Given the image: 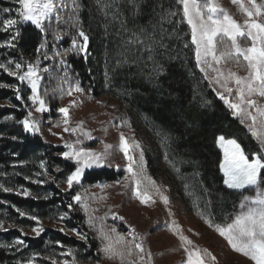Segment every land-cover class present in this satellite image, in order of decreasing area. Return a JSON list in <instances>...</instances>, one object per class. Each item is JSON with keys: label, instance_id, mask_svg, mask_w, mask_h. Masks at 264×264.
Returning a JSON list of instances; mask_svg holds the SVG:
<instances>
[{"label": "trees", "instance_id": "trees-1", "mask_svg": "<svg viewBox=\"0 0 264 264\" xmlns=\"http://www.w3.org/2000/svg\"><path fill=\"white\" fill-rule=\"evenodd\" d=\"M207 1L201 0L202 3ZM78 2L81 4L78 12L73 13L70 8L61 12L63 21L58 23L54 17L51 21H45L44 33L29 23L18 25L21 37L15 41L16 48H13L17 59L22 63L25 60L37 62L39 59L40 68L49 69L47 73H41L42 88L39 91L40 96L50 106L46 116L49 118L57 116L55 110L64 95L61 89L65 90L68 84L75 80L86 93H90L91 97L106 95L114 101L108 114L113 115L118 127L126 136L128 133L138 136L141 121L145 118L150 119L170 137L167 150L174 158L176 166L198 177L203 198L208 201L212 214L222 220L219 211L223 207L236 208L241 200V192L229 189L223 183L224 177L219 168L222 154L216 145V138L223 135L225 138L235 139L247 152L248 137H244L245 127L200 78L194 60L190 29L184 20L182 5L177 0H139L140 7L134 8L120 0L118 19H113L111 12L105 17L96 6L95 0ZM112 12H116L115 7ZM69 16H77L79 27L90 37L87 58L75 52L63 55L64 50L71 46L73 37L77 35L76 28L72 27L73 22L68 20ZM121 23L126 25L129 32L121 29ZM141 27L145 29L146 34L153 37V41H146L153 47L152 60L148 59L147 51L142 50L140 45L133 46L131 53L125 52L122 47L130 32L139 31ZM55 33L61 35L60 40L54 39ZM42 42H46V47L38 53L36 49ZM161 42L164 47L159 46ZM56 52L63 55L65 67H61L60 57L55 56ZM44 53H47L50 59H44ZM126 57L128 62L117 66V61ZM158 65H162V73L158 72ZM0 78L7 84L15 83L21 87L17 79L6 75ZM10 94V90L0 89V100L8 98ZM16 102L25 107L24 97L21 100L16 99ZM6 114H8L6 108L0 109V121ZM103 114L100 112L97 119ZM23 115L22 113V119L26 117ZM12 136L15 134L4 135L0 127V142L13 146L17 160L26 161L27 156L35 151L46 152L50 170L54 164L60 166L66 174L75 169L73 161L52 154L63 151L61 147L45 142L39 134L26 133L14 141ZM133 155L138 158L136 153ZM144 161L146 174L155 183L170 182L169 192L174 199L173 176L169 175L170 180L166 182L158 173L156 162L148 151L144 154ZM124 177L123 171L111 168L87 170L82 176L81 184L74 185L65 193L57 191L60 196L54 202L69 205L73 203L72 197L83 191L85 186L115 182ZM150 187L148 186L146 190ZM5 196L16 198L11 194ZM18 204L28 207L36 205L39 208L44 202L20 198ZM67 212L72 228L87 231L83 213L77 204L73 205V210ZM166 216L162 213L155 218L159 224H163ZM86 237L88 252L96 261L100 264L114 261L104 257L95 236L88 234ZM55 240L64 245L81 244L61 233L55 235ZM29 241L31 246L36 248L43 244L42 238Z\"/></svg>", "mask_w": 264, "mask_h": 264}, {"label": "rangeland", "instance_id": "rangeland-1", "mask_svg": "<svg viewBox=\"0 0 264 264\" xmlns=\"http://www.w3.org/2000/svg\"><path fill=\"white\" fill-rule=\"evenodd\" d=\"M213 2L225 9L238 23L243 24L246 17L231 0H213ZM259 2L260 0H257V3ZM198 3L203 5L208 3V1L202 3L201 0H198ZM5 7L12 9V11L10 13H2V9ZM16 8H18V4L15 0H0V20L8 17L18 18L16 16ZM26 23L30 24V22ZM188 27L190 29V39L192 42V30L189 25ZM11 34V32L5 33L0 31V43L9 39ZM250 44L251 41H242V46H250ZM193 46L194 60L200 78L203 79L207 86L216 94L217 92H223V89L220 88L219 85L215 83L210 84L209 80L204 78L205 73L201 72L200 68L197 67L196 46L194 44ZM223 50L224 48L221 46L220 51ZM9 59L19 61L15 56L13 48H0V63H6ZM241 62L243 63L242 57ZM27 63L35 64L36 62L25 60L23 63L25 68L22 69V71L27 70ZM61 67H65V64L61 65ZM220 67L225 72L231 69L236 71L240 76L247 75L246 68L237 67L234 61L222 63ZM4 75L11 77L3 70H0V77ZM210 75L215 74L210 73ZM11 78L16 79L15 77ZM41 81L42 77L39 91L42 88ZM18 82L21 83L19 89L21 88V96L25 99V107L17 104L15 89L0 88L10 90L11 92L8 98L0 100V109L6 108L8 111V114L0 121V127L4 135L13 133L15 136H12V139L13 137L17 139L26 133L34 134L25 132L23 125L19 123V121L25 119L28 113L31 112V119L38 122L39 132H36V134H39L45 142L63 149V151L52 153L54 156L62 157L60 153L68 150L64 147L65 143H75L77 139H80L82 143L76 145V147H83L95 152H103L105 144L112 145V148L109 149L106 166L88 168L85 169V171L102 168L121 170L125 174L124 179L110 183L103 182L85 186L84 190L80 192V194H84L85 190H87L89 207L90 209H96L91 215L95 217H105V214H107L106 218L102 221L105 230L110 232V229L114 227L117 232L124 235L126 239L131 238L128 233L130 228H134L136 232L143 237L145 252L151 253V264H185L187 257L181 247V242L178 236L173 235V233L169 231V225L174 222L175 225L179 226L180 233L192 241V244L188 246L190 250L195 248L201 250L206 249L215 257L214 261L209 259L208 264H254L251 259L244 256L242 253L234 251L228 242L221 237L213 227H209L208 224L205 223V219H209L214 225H225L226 223H230L235 215L241 211V200L236 208L233 206L230 209L223 207L222 210L219 211V215L223 217L222 220L212 214L208 201H205L201 194L202 186H200L198 182V177L194 173H186L184 169H179V167L176 166L174 158L167 150L170 144V137L150 119L145 118L141 121L140 133L138 136L135 137L132 133H128L126 136L118 127L113 115L108 114L114 101L106 95L96 98L91 97L90 93H86L84 90L79 93L72 92L70 96L64 94L63 98L59 100L58 107L55 110L57 116L49 118L46 116L50 111L49 104L46 102L48 111L43 113L36 112L35 108L38 105H33L32 102L27 99L31 94L28 83L19 80ZM0 83L7 84L3 82L1 78ZM76 83L77 81L75 82V80H72L65 88L64 93L67 92L70 85H75ZM9 85L16 84L10 83ZM230 86L235 88L234 84ZM225 95L228 94L225 93ZM229 99H233L234 101V97L230 96ZM260 103H264V99L260 100ZM62 107H67L69 109L68 125L63 123V114L57 111ZM230 111L232 113L231 109ZM100 112L104 114L100 119H97ZM22 113L24 114L23 116H26L23 119L21 118ZM8 117H12V119H7ZM234 117H236L239 122L241 121L240 116ZM81 121L83 122L82 128L84 131L90 132L93 139L88 140L84 138L79 131H77L75 135L71 132L64 131L65 127L75 128ZM249 123H251V121H246L244 124H241L246 129H244V137H248L246 140L247 152L245 153L251 157L253 152H259L260 145L248 131L247 125ZM121 133L124 134L129 143H131L132 140L139 142L144 154L148 151L152 155L156 162L155 165L158 173L166 182L170 180L169 175L173 176L175 200L170 196V182L165 184L162 181H157L155 184L159 187L160 192L168 198L167 205L161 201L160 196L155 193L152 187L147 190L148 194L152 197L151 201L148 203L141 204L138 199L133 197L132 189L134 184L129 173L125 171L127 161L124 159V154L119 150ZM16 139H13V141ZM219 150L222 154V162L223 150L221 148H219ZM14 151L16 150H13V146H8L5 142H0V184L12 189L11 192H5L3 189H0V221H3L4 226L8 228L7 232L0 231V245H14L12 247H0V264H27L29 260L32 261V264H52L53 260H55L57 264H62L63 261H68L69 264H71L73 256H75L76 264H100V262L96 261L89 254L87 240L80 239L75 233L70 231V229L73 228L68 220L69 216L63 221L60 220L61 214L70 209L68 205L54 202V200L60 196L57 191L65 193L70 190L65 183L68 174H66L60 166L55 164L53 169L50 170L48 165L49 159L46 152L35 151L27 156L28 159L26 161H22L17 160V156H15L17 153H14ZM133 153H136L137 156L139 155L138 152H132L130 149V154L133 155ZM41 165H43V167ZM126 177H128V179H126ZM125 184L128 185L127 188L124 187ZM24 189H27L31 195L27 197L24 196L22 194ZM240 192L243 195L255 194L253 189L240 190ZM6 194L14 195L13 197L16 198L6 197ZM20 198L41 201L44 202V204L40 205L39 208H37L36 205L34 207H28L18 204ZM17 209L25 212L26 215L21 217ZM109 209L111 211H109ZM71 210H73V208ZM80 211L83 213L84 221H86L87 217L85 213L81 209ZM113 213H115L117 217H123L124 219H114ZM162 213L167 216L165 217V223L159 224L156 218L162 215ZM201 215H203L205 219H202ZM30 216L38 217L40 226L45 229L40 236H36L35 233L32 232V228L36 227L37 224L35 221L29 219ZM118 223H120L119 226ZM9 225L13 227L9 228ZM100 225L101 221H97V227ZM85 226L87 231L75 228L76 232L83 233L86 236H88V234L92 237L95 236L100 244V249L101 240L98 238V232L90 228L87 223H85ZM61 228L64 229L63 232L60 231ZM57 233L66 235L75 241H79L81 244L64 245L55 240V235ZM35 238L43 239V244L39 248L31 246L29 239ZM17 239L23 240V245H15ZM69 249L72 250L73 255H63V253H67ZM106 264H119V261H106ZM145 264H147V257H145Z\"/></svg>", "mask_w": 264, "mask_h": 264}, {"label": "snow or ice", "instance_id": "snow-or-ice-1", "mask_svg": "<svg viewBox=\"0 0 264 264\" xmlns=\"http://www.w3.org/2000/svg\"><path fill=\"white\" fill-rule=\"evenodd\" d=\"M15 2L18 4V8L15 10L18 18L8 17L0 20V25H2L0 26V31L12 33L9 39L0 43V48H16L15 41L21 37L18 25L30 22L41 33H44L46 31L45 21H51L54 17L59 23L64 19L61 16V12L64 9L70 8L73 13H76L81 8L78 0H70V3L69 0H15ZM124 2L134 8L140 7L139 0H124ZM177 2L183 5L184 20L192 30V43L196 46L197 67L200 68L201 72L205 73L204 78L209 80L210 84L215 83L223 89V92H217V95L232 110L233 116H240L242 124L246 121H251L247 125L248 131L260 145L259 152H253L250 159L235 139H226L223 135L216 138L217 146L223 150V160L219 168L224 176V185L237 191L253 189L255 194L243 195L241 193V211L235 215L230 223L214 225L209 219H205L203 215H201V218L205 219V223L209 227H213L234 251L242 253L251 259L254 264H264V103H260V100L264 99V0H260L259 3H257V0H231L246 17L243 24L238 23L225 9L215 4L213 0H208V3L203 5L198 3V0H177ZM95 4L104 13L105 17L111 12L113 19H118L120 0H95ZM114 7L116 12H112ZM11 11L12 9L7 7L2 9V13H10ZM172 15H175V13H172ZM68 20L73 22L72 27L76 28L77 35L73 37L71 46L64 50L63 55L75 52L83 54L87 58L90 37L79 27L77 16H69ZM121 29L126 33L129 32L124 23H121ZM54 39L60 40L61 35L55 33ZM146 41H153V37L151 34H146L145 29L141 27L139 31L133 30L130 32L128 38L123 41L122 47L125 52L131 53L133 46L140 45L142 50L147 51L148 59L152 60L153 47ZM242 41H251V44L250 46H242ZM159 46L164 47L162 42ZM221 46L224 48L223 51H220ZM45 47L46 42H42L36 51L39 53ZM63 55L60 52L55 53V56L60 57L59 62L61 65L66 63ZM241 57L243 63L241 62ZM44 59H50L47 53H44ZM228 61H234L237 67L246 68L247 75L240 76L231 69L226 72L222 70L220 65ZM127 62V57L123 60H118L117 66ZM24 68L25 65L22 62L12 59H9L6 63H0V70L21 82L26 81L28 83L31 94L27 99L33 105H38L35 111L40 113L48 111L46 101L40 96L39 87L41 73H47L49 69H41L39 59H37L35 64L27 63V70L22 71ZM157 69L158 72L162 73V65H158ZM210 73L215 75H210ZM232 84L235 85V88L230 86ZM0 88L15 89L16 99H22L17 85L0 83ZM61 92L64 93V90L61 89ZM72 92H83L78 82L75 85H70L64 94L70 96ZM225 93L228 95H225ZM230 96L234 97V101L229 99ZM57 111L63 114V123L68 125L69 109L62 107ZM31 117L32 113L29 112L28 116L19 121V123L23 125L25 132H39L38 122L31 119ZM7 119H12V117ZM82 123V121L79 122L75 128L65 127L64 131L71 132L73 135L79 131L84 138L93 139L90 132L84 131ZM13 139H16V137H13ZM81 143L80 139H77L75 143H65L64 147L68 150L60 153L64 159L71 160L76 165L75 169L67 175L65 180L68 189H72L74 185L81 184L85 169L106 166L109 149L112 148V145L105 144L103 152H95L83 147H76V145ZM130 149L132 152H138V158L130 154ZM119 150L124 154V159L127 161L125 171L129 173L134 184L132 189L133 197L138 199L141 204L148 203L152 197L146 189L151 186L155 193L160 196L161 201L167 205L168 198L160 192L155 181L146 174L144 152L139 142L132 140L129 143L124 134L121 133ZM41 166L43 167V165ZM124 187L127 188L128 185L125 184ZM0 189L5 192L12 191L11 188L4 187L2 184H0ZM22 194L26 197L31 195L27 189H24ZM72 201L73 203H70L68 208L71 210L73 205L77 204L85 213L87 217L85 223L98 232V238L101 240L100 251L103 252L106 259L118 260L119 264H145V257H147V264H151V253L145 252L143 237L134 228H130L128 235L131 236V239L127 240L114 227L110 229V232L105 230L102 221L107 214H105V217L91 215L96 209H90L89 207L87 190H85L84 194L78 193L73 196ZM17 211L21 217L26 215L25 212L19 209ZM109 211L111 210L109 209ZM112 215L114 219H124L123 217H117L115 213ZM67 216V212L61 214L60 220H65ZM29 219L37 224L36 227L32 228V232L36 236H40L45 229L40 226L39 218L30 216ZM97 221H101L99 227H97ZM10 227L13 226L9 225ZM0 231H8L3 221H0ZM60 231L63 232L64 229L61 228ZM70 231L82 240L87 239L85 234L76 232L75 228L70 229ZM169 231L173 235L178 236L181 242V247L187 257L185 264H208L209 259L215 260V257L206 249L195 248L190 250L188 246L192 244V241L180 233L179 226L175 225L174 222L169 225ZM23 243L24 241L20 239L15 241V245H23ZM12 246L14 245H0V247ZM63 255H73L72 250L69 249ZM27 264H32V261L29 260ZM52 264H57V262L53 260ZM62 264H69V262L63 261ZM71 264H76L75 256H73Z\"/></svg>", "mask_w": 264, "mask_h": 264}]
</instances>
